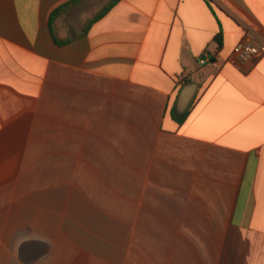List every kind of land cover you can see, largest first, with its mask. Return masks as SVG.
I'll list each match as a JSON object with an SVG mask.
<instances>
[{"label": "crops", "instance_id": "0c3cea01", "mask_svg": "<svg viewBox=\"0 0 264 264\" xmlns=\"http://www.w3.org/2000/svg\"><path fill=\"white\" fill-rule=\"evenodd\" d=\"M67 1L0 0V264H264V0Z\"/></svg>", "mask_w": 264, "mask_h": 264}, {"label": "built area", "instance_id": "2783aa9c", "mask_svg": "<svg viewBox=\"0 0 264 264\" xmlns=\"http://www.w3.org/2000/svg\"><path fill=\"white\" fill-rule=\"evenodd\" d=\"M264 57V44L247 41L238 46L233 54L234 62L246 64L257 61ZM213 58L209 51L203 53L199 58L200 65L213 64Z\"/></svg>", "mask_w": 264, "mask_h": 264}, {"label": "trees", "instance_id": "16d2710c", "mask_svg": "<svg viewBox=\"0 0 264 264\" xmlns=\"http://www.w3.org/2000/svg\"><path fill=\"white\" fill-rule=\"evenodd\" d=\"M80 1L82 0H68L67 2L63 3L62 5L56 7L53 12L50 15V19H49V26L53 35V38L55 40L56 43L58 44H63L66 41L63 40H59L55 33H54V24L55 21L62 16L63 14H65L66 12H68V10L70 8H72L73 6L77 5ZM120 1L122 0H111L100 12H98L88 23V27L90 25H92L93 23L97 22L98 20L102 19L112 8H114ZM222 38V34L220 33L217 36V41L220 42ZM184 118V116H181L179 118V121H182Z\"/></svg>", "mask_w": 264, "mask_h": 264}, {"label": "rangeland", "instance_id": "374dc122", "mask_svg": "<svg viewBox=\"0 0 264 264\" xmlns=\"http://www.w3.org/2000/svg\"><path fill=\"white\" fill-rule=\"evenodd\" d=\"M111 0H82L77 5V9L79 10L81 20L87 17H91V19L100 12ZM76 6V5H75ZM89 19L86 22V26L88 25Z\"/></svg>", "mask_w": 264, "mask_h": 264}, {"label": "water", "instance_id": "95a60500", "mask_svg": "<svg viewBox=\"0 0 264 264\" xmlns=\"http://www.w3.org/2000/svg\"><path fill=\"white\" fill-rule=\"evenodd\" d=\"M198 88V85L196 83H190L189 85L185 86L180 94L179 102L177 105V111L180 114H183L186 112L187 108L191 104L195 92Z\"/></svg>", "mask_w": 264, "mask_h": 264}]
</instances>
